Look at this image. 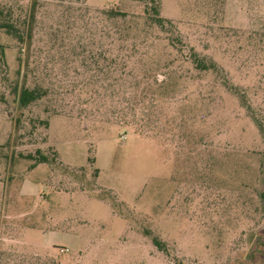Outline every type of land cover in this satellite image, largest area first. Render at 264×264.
<instances>
[{
	"label": "rangeland",
	"instance_id": "rangeland-1",
	"mask_svg": "<svg viewBox=\"0 0 264 264\" xmlns=\"http://www.w3.org/2000/svg\"><path fill=\"white\" fill-rule=\"evenodd\" d=\"M31 3L0 0V264H264V0H156L171 32L148 0Z\"/></svg>",
	"mask_w": 264,
	"mask_h": 264
},
{
	"label": "trees",
	"instance_id": "trees-1",
	"mask_svg": "<svg viewBox=\"0 0 264 264\" xmlns=\"http://www.w3.org/2000/svg\"><path fill=\"white\" fill-rule=\"evenodd\" d=\"M148 4L146 5L145 8V13L149 15L150 21L152 22V25L155 27L160 28L161 30H167L169 32L171 31H176L173 23L169 20H166L159 15V9L158 5L156 3V0H148ZM37 5V0H32L31 3V11L29 15V21H28V26L31 27L32 21L34 20V10ZM108 15L110 18L113 20H125L127 18V14L124 12H121L119 10L111 9L108 11ZM0 30H2L6 35L11 36L12 38L22 41V33L18 30L16 27L13 17H12V11L10 9H6L5 7L0 6ZM30 32V28H29ZM175 41L181 43L179 37H175ZM115 43H113L114 45ZM176 45V43H175ZM174 45V46H175ZM116 51L121 52L120 49H116ZM112 50H110V53ZM192 53L190 54L191 57V63L193 64L194 68L200 72H208V71H217L218 67L214 62H207L203 58H200L196 52L191 51ZM4 60V48L0 44V61ZM118 60L115 58L112 60L111 58V63H110V68H111V77H110V86L112 87V96L114 98L118 97V92L120 88H116L120 84H122L125 80L123 77H120L117 75V71L119 70L117 67ZM123 65V64H121ZM45 92L41 89H29L26 87H22L19 91L18 95V103L20 108H26L36 100L40 99L42 96H44ZM128 94V93H127ZM238 98L241 103L242 107H248L244 97L238 95V93H234ZM154 101V100H153ZM152 101V102H153ZM156 102V101H154ZM27 159L34 160V164L32 167H35L38 164H44L48 163V158L46 156L41 155L39 152L36 157L28 156ZM148 234V233H146ZM152 243L153 245L159 250V251H165V246L164 244L157 239L156 237H152ZM54 260V259H53ZM54 264V261H53Z\"/></svg>",
	"mask_w": 264,
	"mask_h": 264
}]
</instances>
